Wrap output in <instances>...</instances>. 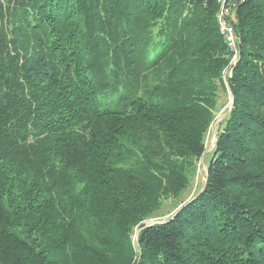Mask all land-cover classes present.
Listing matches in <instances>:
<instances>
[{"label": "trees", "instance_id": "1", "mask_svg": "<svg viewBox=\"0 0 264 264\" xmlns=\"http://www.w3.org/2000/svg\"><path fill=\"white\" fill-rule=\"evenodd\" d=\"M230 5L236 59L218 0H0V264H264V0Z\"/></svg>", "mask_w": 264, "mask_h": 264}, {"label": "rangeland", "instance_id": "2", "mask_svg": "<svg viewBox=\"0 0 264 264\" xmlns=\"http://www.w3.org/2000/svg\"><path fill=\"white\" fill-rule=\"evenodd\" d=\"M233 102V98L230 94L226 92H220L219 95V100H218V107L215 111V118L209 128V131L207 133V149L204 155L201 157V159L198 162V167H197V173L194 177V180L192 182V185L189 189H187L184 192L183 198H187L191 196L195 191H197L202 184L204 183L206 179V172H207V165L210 161V158L212 156V149L215 145L216 139H217V132L222 124L225 116L227 115L228 111L231 109ZM177 200L173 198L169 199H164L162 206L160 208V213L161 216L157 217H152L148 220H146V223H153L155 221H159L161 219H164L165 217L169 216L171 212L175 209ZM163 215V217H162ZM139 232L138 226L135 227V231L133 234V238L136 239L137 234Z\"/></svg>", "mask_w": 264, "mask_h": 264}, {"label": "built area", "instance_id": "3", "mask_svg": "<svg viewBox=\"0 0 264 264\" xmlns=\"http://www.w3.org/2000/svg\"><path fill=\"white\" fill-rule=\"evenodd\" d=\"M218 2L220 4V9L217 17L220 24V30L224 35L231 51L234 52V58L236 59L239 50L240 36L234 23L230 20V15L232 12L230 0H218Z\"/></svg>", "mask_w": 264, "mask_h": 264}]
</instances>
